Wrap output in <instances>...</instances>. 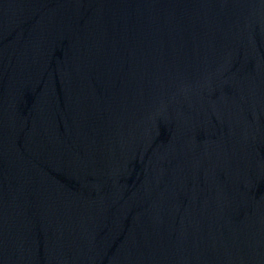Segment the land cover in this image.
Returning <instances> with one entry per match:
<instances>
[{
	"label": "water",
	"instance_id": "obj_1",
	"mask_svg": "<svg viewBox=\"0 0 264 264\" xmlns=\"http://www.w3.org/2000/svg\"><path fill=\"white\" fill-rule=\"evenodd\" d=\"M0 264H264V0H0Z\"/></svg>",
	"mask_w": 264,
	"mask_h": 264
}]
</instances>
